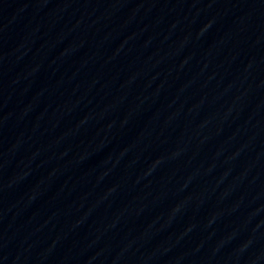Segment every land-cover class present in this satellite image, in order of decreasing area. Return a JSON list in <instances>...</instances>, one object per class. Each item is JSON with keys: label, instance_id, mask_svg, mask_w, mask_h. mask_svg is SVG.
I'll use <instances>...</instances> for the list:
<instances>
[{"label": "water", "instance_id": "water-1", "mask_svg": "<svg viewBox=\"0 0 264 264\" xmlns=\"http://www.w3.org/2000/svg\"><path fill=\"white\" fill-rule=\"evenodd\" d=\"M0 264H264V0H0Z\"/></svg>", "mask_w": 264, "mask_h": 264}]
</instances>
